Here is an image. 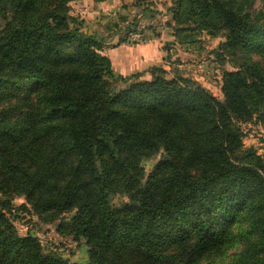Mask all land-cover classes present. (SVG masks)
I'll list each match as a JSON object with an SVG mask.
<instances>
[{"label": "trees", "instance_id": "1", "mask_svg": "<svg viewBox=\"0 0 264 264\" xmlns=\"http://www.w3.org/2000/svg\"><path fill=\"white\" fill-rule=\"evenodd\" d=\"M84 1L107 0H0V264H81L20 235L23 215L83 240L85 264H264V154L243 130L264 129V0H170L166 67L126 77ZM111 20L117 46L138 29ZM203 33L232 69L222 100L172 59Z\"/></svg>", "mask_w": 264, "mask_h": 264}, {"label": "rangeland", "instance_id": "2", "mask_svg": "<svg viewBox=\"0 0 264 264\" xmlns=\"http://www.w3.org/2000/svg\"><path fill=\"white\" fill-rule=\"evenodd\" d=\"M120 5L121 9H123L121 15H125L128 19V22H132L133 19L139 18L138 29L134 33L139 32L141 26L145 25L144 31H146L147 37L148 34L153 33L151 30L156 29L161 32V36L165 37L163 46L170 42L167 41L171 37L173 31L170 24L172 22L171 16L168 12L170 0H121ZM260 7L261 5L259 2H257L254 6L255 9H259ZM144 8H146L147 11L145 12L148 15H152L151 20H140V13ZM93 12H95L93 11V9L86 10L85 8L80 9L79 7H76L74 14L83 21L85 32H94V29L99 28L104 31V37H107L108 39H111L113 37L116 38L112 41V44H110L109 48H118L119 46H117V44L122 37H125V31L122 30L121 32H119L116 27L107 29L105 25L108 21H110L108 19H103L101 23H96V20L93 17ZM118 15L111 21L117 19ZM89 23H93V26H87ZM134 33L129 34V36L127 37V43L124 44L125 46L135 45L128 42V39ZM198 37L199 42L195 45V50H188V46H176L174 48L172 59H176L178 56L182 57V60L184 61L183 63L189 64V70H186L185 72L188 73L203 87L208 89L215 97H217L219 100H222L221 76L224 70H232L230 65H223L219 61H217V58L214 54V50L223 40L220 38L212 39L205 33ZM111 49L108 50V53L111 51ZM119 49L121 51L123 47H120ZM112 60L114 61V65ZM111 61L114 73L116 75L125 77L137 73L147 72L150 68L161 66L160 61H151L148 63L149 65L146 68H142L141 65L137 64L131 68L126 67L127 69L125 71L121 70L118 66V64L121 62L120 59L112 58ZM203 63L207 65L208 68V73L205 75L198 72V66ZM243 130L245 133V147L254 148L258 151L259 155H263L264 129L254 124H247L243 125ZM153 165L154 162H146L144 164L147 171H150ZM23 201V199H18L16 200V204L19 205ZM15 225L20 235L25 236L27 234H31L32 236L38 237L47 251H55V253H58L60 256L68 259L73 263L85 264L87 262V247L83 240L77 243L72 241L70 238L59 239L55 233L54 227L42 225V223L34 216L23 215L15 221Z\"/></svg>", "mask_w": 264, "mask_h": 264}, {"label": "crops", "instance_id": "3", "mask_svg": "<svg viewBox=\"0 0 264 264\" xmlns=\"http://www.w3.org/2000/svg\"><path fill=\"white\" fill-rule=\"evenodd\" d=\"M121 0H107L104 3L95 4L91 1H84L77 5V7L85 8L86 10L93 9V17L96 20V23H101L103 19H113L118 14L123 12L121 9ZM118 7V8H117ZM91 12V11H90ZM114 14V15H113ZM92 15V14H91ZM103 16V17H102ZM91 17V16H90ZM99 19V20H97ZM87 26H93V23H89ZM99 30L94 29V31ZM93 32V31H92ZM151 35L148 34L147 40L144 43L134 46H125L124 44L119 46L118 48L111 49V51L107 54L112 58H118L121 62L118 64L121 70L126 71V67H133L137 64L141 65L142 68L148 67V63L151 61H160L161 66H165L163 61L165 57V53L163 52V41L165 39L164 36L160 38L150 37ZM173 38L170 37L167 41H172ZM120 47L123 49L120 51ZM112 54V55H111ZM176 60L181 62L180 68L184 71L189 70V64L183 63L182 57H177ZM113 61V60H112ZM147 64V65H146ZM114 65V61H113ZM146 65V66H145ZM166 67V66H165Z\"/></svg>", "mask_w": 264, "mask_h": 264}, {"label": "built area", "instance_id": "4", "mask_svg": "<svg viewBox=\"0 0 264 264\" xmlns=\"http://www.w3.org/2000/svg\"><path fill=\"white\" fill-rule=\"evenodd\" d=\"M144 29H145V25H142L141 28L139 29L140 31L135 34H132L128 39V42L130 44H135V45L144 43L147 40L146 31H144ZM198 72L202 73L203 75L207 74L208 73L207 65H205L204 63L200 64L198 66Z\"/></svg>", "mask_w": 264, "mask_h": 264}]
</instances>
